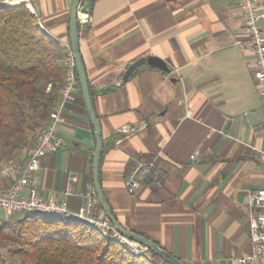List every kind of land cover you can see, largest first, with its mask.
Instances as JSON below:
<instances>
[{"label": "crops", "instance_id": "1", "mask_svg": "<svg viewBox=\"0 0 264 264\" xmlns=\"http://www.w3.org/2000/svg\"><path fill=\"white\" fill-rule=\"evenodd\" d=\"M23 3L65 53L73 0H0ZM91 17L79 29L80 53L116 219L185 264H241L252 252L249 197L264 188V105L254 51L237 45L248 38L239 0H93ZM150 56L169 72L145 66L124 81ZM57 134L62 148L42 159L32 183L42 199L77 211L95 190L96 149L79 90ZM140 164L153 177L132 193L126 179Z\"/></svg>", "mask_w": 264, "mask_h": 264}, {"label": "trees", "instance_id": "2", "mask_svg": "<svg viewBox=\"0 0 264 264\" xmlns=\"http://www.w3.org/2000/svg\"><path fill=\"white\" fill-rule=\"evenodd\" d=\"M65 59L58 40L27 4L0 7V128L18 132L17 142L2 144L0 167L8 161L21 164L13 152L29 142L28 131L35 133L47 122L65 87ZM78 90L85 106L80 84ZM3 244L12 245L9 253L19 262L0 249V264H159L84 222L58 215L24 213L14 223L4 222Z\"/></svg>", "mask_w": 264, "mask_h": 264}, {"label": "built area", "instance_id": "3", "mask_svg": "<svg viewBox=\"0 0 264 264\" xmlns=\"http://www.w3.org/2000/svg\"><path fill=\"white\" fill-rule=\"evenodd\" d=\"M82 1L78 9L77 19L80 26H87L92 17L90 12L83 10L88 0ZM239 5L245 13V29L248 38L244 41H237V45L249 46L254 51L256 63L254 75L261 84L264 105V28L261 26V22L264 21V0H239ZM64 47L67 66L65 87L47 122L37 129L35 141L24 150L25 158L21 164H5L0 168V177L9 181L8 187L0 188V210L8 213L52 214L67 219H75L95 228L106 237L127 245L132 254L145 256L150 251L148 247L123 236L106 215L96 209L93 199L96 195L95 190H91L87 197V203L79 210L74 211L64 201H57L53 198L42 199L33 186V174L40 167L42 159L58 152L63 146V142L57 134V128L64 121L67 106L75 100L78 91L79 80L70 42L65 43ZM152 177L151 165L140 164L127 177V188L134 193ZM65 193L66 195L73 194L70 185ZM249 207L251 210L250 241L252 252L248 256L238 258L236 262L264 264V188L256 189L251 193Z\"/></svg>", "mask_w": 264, "mask_h": 264}, {"label": "water", "instance_id": "4", "mask_svg": "<svg viewBox=\"0 0 264 264\" xmlns=\"http://www.w3.org/2000/svg\"><path fill=\"white\" fill-rule=\"evenodd\" d=\"M81 3H82V0H73L72 6H71V13H70L69 35H70V44H71L72 52L74 55L76 72H77L79 84L81 87L83 100L85 103V107H86L89 119L92 123L94 135L96 138V149L92 157V161H93L94 187H95V192H96L100 207L103 213L106 215V217L111 221V223L115 226V228L123 236L127 237L130 240L136 241L142 245H145L146 247H148V249L153 254H155L157 257H159L161 260H163L164 262L168 264H185L183 261L176 258L172 254L168 253L167 251H165L163 248L158 246L155 242L151 241L150 239L124 228L116 219L104 195L101 180H100V163H101V158H102V153H103L102 129H101L100 121L98 120V117L96 115V112L93 106L88 77H87L86 69H85V66H84V63L81 57V53H80L77 13H78V9ZM92 9H93V0H88L87 3L84 5L83 10L91 12ZM145 66H150V67L158 68L165 72H169L168 65L164 60L158 57L150 56L147 58H142L138 60L136 63L132 64L124 75V78H123L124 81H128L139 69Z\"/></svg>", "mask_w": 264, "mask_h": 264}, {"label": "rangeland", "instance_id": "5", "mask_svg": "<svg viewBox=\"0 0 264 264\" xmlns=\"http://www.w3.org/2000/svg\"><path fill=\"white\" fill-rule=\"evenodd\" d=\"M83 2V1H82ZM1 7V6H0ZM89 12V11H88ZM91 14V12H90ZM40 20V19H39ZM79 25V24H78ZM42 127V126H40ZM39 127V128H40ZM37 131V130H36ZM35 131V133H32L31 131H28L27 132V140L30 142H28L26 145H21V149L20 150H16L13 152V155H12V158L14 156V158L16 156H19L18 159H20L21 161H23V159L25 158V154H24V150L26 149V147H28L31 142H34L35 139H36V136H37V132ZM7 139H10V140H14L17 142V139H18V132L17 133H9V132H5V130L1 129L0 128V148L2 147V144L4 143L5 140ZM3 150V149H1ZM20 154H19V152ZM19 154V155H18ZM5 164H17L16 161H8V162H3V165ZM2 165V166H3ZM1 166V167H2ZM0 167V168H1ZM99 211V210H98ZM103 212V211H102ZM24 215V213H8V212H5L3 210H0V226L4 223V222H16L18 219L22 218ZM47 217L49 218H52L53 215L52 214H46ZM2 219V220H1ZM127 247V245H125ZM12 248V245H8V244H3V245H0V249L5 253V255L7 256V258H9V260H11V262H19V258L18 256H15V257H12L11 254L9 253V250ZM145 257L149 258V259H152V260H155L157 263L159 264H163L165 263L163 260H161L159 257H154L152 252L149 251Z\"/></svg>", "mask_w": 264, "mask_h": 264}]
</instances>
